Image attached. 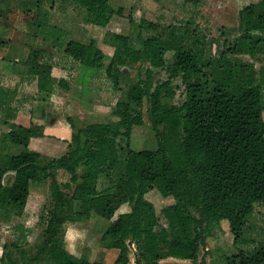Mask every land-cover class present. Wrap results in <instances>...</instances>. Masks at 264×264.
<instances>
[{
    "label": "trees",
    "instance_id": "1",
    "mask_svg": "<svg viewBox=\"0 0 264 264\" xmlns=\"http://www.w3.org/2000/svg\"><path fill=\"white\" fill-rule=\"evenodd\" d=\"M57 1L82 9L84 22L100 29L108 28L115 13L110 0H37L25 4V21L82 66L104 69L114 89H120L123 68L136 70L138 79L117 103L116 123L77 129L68 118L73 133L60 157L28 150L31 140L42 136V127L6 124L9 131L2 134V149L9 144L23 151L0 152V210L21 214L31 185L41 182H49L52 206L40 243L34 249L23 248L24 230L19 226V240L12 244L18 258L8 250L0 264H105L77 257L67 248L68 228L92 214L110 222L101 245L117 251L112 264H130L131 245L135 264H206L200 251L214 230L224 223L238 242L255 206L264 203V64L256 69L264 56V0L239 11L240 35L215 56L207 54L205 43H193L188 24L167 26L164 35L143 39L141 49L131 47L128 36L107 31L103 42L113 48L111 56L95 39L64 43L69 32L52 25L50 12L43 10V4L52 10ZM141 24L158 31L152 22ZM1 25L8 27L6 22ZM8 43L0 37V48ZM169 52L172 63L164 58ZM41 56L43 51H32L24 62L26 80L36 81L45 93H54L58 86L68 89L64 80L51 83V67L40 61ZM159 72L166 74L165 80L157 79ZM178 79L185 98L170 104ZM15 94L0 88V108L10 105ZM145 103L157 149L134 151L130 139L133 128L144 124ZM121 138L126 140L123 160ZM120 164L124 170L114 188L100 191L99 179L109 177ZM61 172L67 180H59ZM9 173L14 175L5 184ZM153 191L172 200L160 211L164 224L146 197ZM224 263L264 264V241L249 253L225 256Z\"/></svg>",
    "mask_w": 264,
    "mask_h": 264
},
{
    "label": "rangeland",
    "instance_id": "2",
    "mask_svg": "<svg viewBox=\"0 0 264 264\" xmlns=\"http://www.w3.org/2000/svg\"><path fill=\"white\" fill-rule=\"evenodd\" d=\"M35 1L37 0H0V37L9 42L5 48H0V88L16 92L11 104L0 108V152L17 154L23 151L22 147L9 144L2 149L4 145L1 138L3 133L9 131L8 125H37L42 127V136L32 139L28 150L47 158H56L66 153L70 143L73 130L68 118L74 121L77 129L90 124L116 123V105L125 99V91L137 81L138 74L136 70L123 68L120 89L117 90L107 78L104 69L86 68L67 55L63 48L53 47L49 39L38 35L33 26L24 19L25 4ZM257 1L159 0L160 3L157 4L153 0H110V6L115 13L107 29L85 23L84 11L73 5L65 6L57 1L52 10L49 5L43 4V10L50 12L52 25L69 32L64 43L70 40L87 43L95 39L100 49L109 56L113 54V48L103 42L107 31L128 36L131 47L141 49L143 39L164 35L165 28L174 23L188 24L193 31V43L197 41L199 47H203L205 43L207 54L215 56L240 35L239 11ZM142 20L155 24L158 31L144 27ZM2 22L7 23L6 29L1 27ZM33 34L36 36L33 37ZM32 51H43L40 61L51 67V83L57 84L64 80L68 89L58 86L54 93H45L38 89L36 81L26 80L27 66L24 62ZM164 58L166 63H172L173 53L165 54ZM241 59L250 60L247 56ZM108 63L109 59H106L105 64ZM263 64L264 56H260L256 69ZM147 67L148 64L145 63L142 70ZM157 76L158 80H165L167 77L163 72H159ZM173 87L175 96L169 103L178 105L185 98L184 88L179 79L174 82ZM142 112L144 124L133 128L130 148L134 151L155 150L157 139L149 123L146 103ZM119 144L122 149L120 158L123 160L126 140L119 139ZM123 170L124 165L120 164L109 177L103 175L98 181V189H113ZM13 175L7 174L4 183L8 184ZM59 180H67L64 173H59ZM146 197L154 204L161 223L164 224L160 211L170 205L172 200L162 198L156 191L150 192ZM51 206L49 182H41L31 185L30 196L21 214L12 209L9 212L0 210V259L8 250L18 258L12 244L19 240V226L24 230L25 241L21 243L23 248L34 249L40 243L45 217ZM109 224L108 220L92 214L84 223L68 228V250L77 257H87L92 263L103 261L105 264H112L117 251L107 250L101 245L102 235ZM263 241L264 203H259L246 222L241 240L234 243V236L229 232L227 225L222 223L201 248L200 260H204L206 264H225V256L240 251L249 253ZM134 254L135 248L131 245L130 264H135Z\"/></svg>",
    "mask_w": 264,
    "mask_h": 264
}]
</instances>
